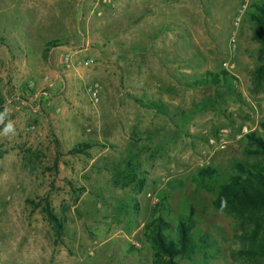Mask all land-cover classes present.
I'll use <instances>...</instances> for the list:
<instances>
[{
    "label": "rangeland",
    "instance_id": "rangeland-1",
    "mask_svg": "<svg viewBox=\"0 0 264 264\" xmlns=\"http://www.w3.org/2000/svg\"><path fill=\"white\" fill-rule=\"evenodd\" d=\"M159 1L0 0V264H155L157 217L209 240L178 264H264V208L213 206L235 164L264 165V0Z\"/></svg>",
    "mask_w": 264,
    "mask_h": 264
},
{
    "label": "trees",
    "instance_id": "trees-1",
    "mask_svg": "<svg viewBox=\"0 0 264 264\" xmlns=\"http://www.w3.org/2000/svg\"><path fill=\"white\" fill-rule=\"evenodd\" d=\"M256 12L251 16V20L256 24L255 38L262 40L264 35V6L256 5ZM228 73L220 74L208 73L203 81L195 82L194 85L219 86L221 82L228 83ZM2 104L0 103V106ZM264 131V122L261 124ZM249 141L257 147V152L249 151L250 155L264 156V136L255 133L248 136ZM89 148L86 144H80L70 151L72 155L84 154ZM236 173L230 180L222 184L218 195L213 202L216 210L221 211L230 207H241L244 209L264 208V165L262 164H235ZM217 175V170L212 167L204 168L200 171L202 178H212ZM129 184H124L128 186ZM144 180H140L138 188L141 189ZM50 221L56 225L60 232L62 225L54 216L53 212L47 210ZM192 222L181 220L176 227L175 237L172 236L173 226L163 217L154 218L145 227V237L152 245L154 251L155 264H178L179 257H192L198 250L211 247L209 240L202 237L196 240L191 234ZM259 249L264 253V243H259Z\"/></svg>",
    "mask_w": 264,
    "mask_h": 264
},
{
    "label": "crops",
    "instance_id": "crops-1",
    "mask_svg": "<svg viewBox=\"0 0 264 264\" xmlns=\"http://www.w3.org/2000/svg\"><path fill=\"white\" fill-rule=\"evenodd\" d=\"M144 0H134V2L136 3H142ZM159 1V0H158ZM160 2V4H161V2H169V0H160L159 1ZM163 4V3H162ZM117 6H119V5H117ZM112 9H114V7L113 8H111L110 10H112ZM110 17H111V14H109V13H105V19H110ZM98 40H95L96 42L98 41L99 43H100V45H102V44H106L107 46H109V41L108 40H104L103 38H102V40H101V37H99V38H97ZM86 44H87V46L86 47H84V49H80V54H81V56H84V55H87V54H89V53H91L90 52V50H89V42H88V40H87V42H86ZM81 75H83V73H82V69L80 68H76L74 71H73V73H69L68 74V84H69V86H68V93L69 94H75V97H76V95L79 93V95L81 94V84H83V81H80V80H75V79H77V77L78 76H80L81 77ZM83 79V78H82ZM75 87V88H74ZM82 97H79V99H81ZM71 98H69V100H70Z\"/></svg>",
    "mask_w": 264,
    "mask_h": 264
},
{
    "label": "built area",
    "instance_id": "built-area-1",
    "mask_svg": "<svg viewBox=\"0 0 264 264\" xmlns=\"http://www.w3.org/2000/svg\"><path fill=\"white\" fill-rule=\"evenodd\" d=\"M117 1L118 0H97V3L96 4H97V8H100V7H110L113 4H115ZM241 12H243V10ZM96 15H97L98 18H102L103 12L101 10H98V12H97ZM239 19H238V21H239ZM73 58H74V54L71 53V52H68V54L65 55V64L67 65L68 68L71 67ZM89 92H90V94H91L92 99L94 100V102H98L99 101V93H100L99 86L96 85V86L91 87L90 90H89Z\"/></svg>",
    "mask_w": 264,
    "mask_h": 264
},
{
    "label": "clouds",
    "instance_id": "clouds-1",
    "mask_svg": "<svg viewBox=\"0 0 264 264\" xmlns=\"http://www.w3.org/2000/svg\"><path fill=\"white\" fill-rule=\"evenodd\" d=\"M10 127V126H9Z\"/></svg>",
    "mask_w": 264,
    "mask_h": 264
}]
</instances>
